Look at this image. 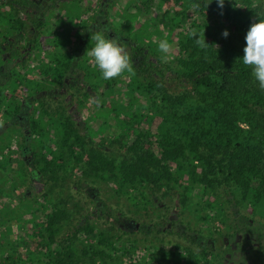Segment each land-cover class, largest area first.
Masks as SVG:
<instances>
[{
	"label": "trees",
	"instance_id": "1",
	"mask_svg": "<svg viewBox=\"0 0 264 264\" xmlns=\"http://www.w3.org/2000/svg\"><path fill=\"white\" fill-rule=\"evenodd\" d=\"M176 2L182 6V12L175 11L168 18L170 32L153 29L149 10L139 5H136V10L143 13L144 23L137 29L129 24L127 28L125 26L129 36L128 40H122L125 48L135 49L133 42L142 38L149 40L146 45L158 46L160 41L168 40L177 32L178 54L174 69L163 64L158 54L153 62L142 58V53L131 59L135 75H129L124 95L132 97L137 93L136 108L112 104L111 108L96 114L99 119L110 116L112 126L118 129L116 133L103 138V123L96 130L86 129L85 123L74 120V113L67 115V109L62 106L54 110L42 108L40 116L30 118V131L17 133L23 140L27 137L31 140L39 134L48 138L56 136L53 144L50 141L42 143L39 153L29 151L30 166L26 165L27 159L24 158V163L20 164V181H26L37 189V194L28 199L34 207L38 205L34 211L24 213L25 205L21 202L26 194L21 189H18L21 194L15 192L16 177L12 176L7 156H1V196L14 198L18 206L13 210L7 207L6 211L0 210V227H12L17 231L28 222L27 217L35 218H31L33 233L30 235L14 234L11 241L0 235V264H83L89 260L83 257L87 251H94L97 255L94 263L88 261L89 264H120L126 256L131 259L133 253L140 249L139 234H124L119 226H108L106 222L110 214L107 210L117 205L112 203L113 198L126 199L129 202L127 206L134 209L127 211L123 204L120 214L124 220L125 217L146 216L144 206L147 203L161 207L177 199L176 203L181 207H189V197L195 196L204 200L208 209L203 221L207 215L213 214L225 230L233 233L232 239L242 232L249 236L255 234L247 214H257L264 220V91L252 76V69L240 60L244 56L245 37L251 24L264 18L263 3L261 0H225L221 9L217 0ZM192 3H198L200 8L191 9ZM130 5L128 2L124 7L129 13ZM156 6L159 8L160 4ZM212 10L218 17L214 25L210 18L204 19L205 13ZM223 21L229 26L226 27ZM81 28H86L84 23H81ZM193 30L197 33L205 30V41L209 47L201 49L195 43L190 36ZM225 30L229 32L227 38L223 36ZM89 35L88 44L90 42L93 47L95 42L91 41L92 34ZM75 53L81 55L79 51ZM62 68L59 67L57 77L50 75L52 81L49 85L55 89L54 82H57L58 89L66 88L61 70L79 73L80 83L88 85L82 96H76L77 104L83 105L84 98L88 97L87 91L99 89L109 82L101 78L96 65L88 66L82 60L72 64L67 62ZM149 74H157L160 80L144 81V76ZM170 84L181 86L183 91L172 92ZM43 90L45 88L41 87L40 91ZM2 99L1 96L0 104H3ZM148 101L152 102L160 122L157 132L154 135L149 133L142 140V131L137 127L131 129L126 118L144 116L147 108L142 103ZM17 104L15 108L18 111ZM62 109L65 110L64 116ZM95 136L101 140L95 142ZM43 170L47 171L46 183L40 184L41 180L34 182L36 177H41ZM61 170L68 176L61 178L59 183L57 172ZM73 178H78L77 182ZM165 178L171 179L165 181ZM64 187L70 190L71 198L61 199L59 192H65ZM77 187L81 190L75 193ZM143 191H148L149 196H145ZM156 201L161 204H156ZM91 206L96 212L88 217L86 212ZM41 207L47 210H40ZM46 212L48 218H55L57 222L47 237L35 232ZM118 218L121 219L120 216ZM118 218H113V222L121 224ZM83 221L88 222L87 228L81 226ZM65 223L67 228H76L71 232L66 228L63 230ZM145 228L147 233L153 230L152 226ZM190 230L200 231L195 227L187 228ZM200 237V234L197 237L186 234L187 240L192 239L203 253L202 258H197L187 252L189 258L196 261L217 254L216 241L227 235L225 237L224 232L213 229L209 232L208 241H200ZM63 242L69 255L67 253L61 258ZM179 247L177 244V249ZM36 248L39 249L37 257H45V262L33 261L32 252ZM250 250L247 253L256 258L255 264H264V244ZM160 252L153 256L155 264H180L185 260L176 252ZM209 263L213 264L211 259Z\"/></svg>",
	"mask_w": 264,
	"mask_h": 264
},
{
	"label": "rangeland",
	"instance_id": "2",
	"mask_svg": "<svg viewBox=\"0 0 264 264\" xmlns=\"http://www.w3.org/2000/svg\"><path fill=\"white\" fill-rule=\"evenodd\" d=\"M94 1L95 0H82L81 6L83 10L86 12L85 15H88V18L82 19L83 21L87 22L86 24L91 23L89 19V15H91L98 7L97 3ZM128 2L129 4L131 3L130 5L131 13H129V11H125L124 9L126 3ZM261 2L263 3V6H264V0H261ZM158 3L160 4L159 8L156 6ZM178 3L176 2V0H110V1H106L104 2V6L108 9V13H107L108 19H107L106 24L109 29V32L113 33L114 38H118V36H120L119 41L121 42V44H124L122 40L129 39L128 33L126 32L127 29H125V26L127 28L129 24L130 27L137 29L142 23H144L143 13H139L136 10V5H139V6L147 7V9L149 10L150 15H151L150 16L151 26L154 27L153 29H158V30H161L167 33L172 30L171 26H169L168 18L172 17L175 11H178L180 13L182 12V6L179 7ZM130 15L132 16L131 21H129ZM207 17L211 19L210 23H213V25L214 23L216 24V22H218V17L216 15L215 10L207 11L205 13L204 19H206ZM195 19H198V17H195ZM223 23L226 27L229 26L227 22L223 21ZM70 26L66 27V29L69 30L70 33L72 34L74 29ZM60 32H61L60 29H58L56 33V35H58L57 37L60 36L59 35ZM82 33L83 35H85L86 32L85 33L82 32ZM157 36L160 37L159 35ZM176 36H177V32H174L173 35H171V37L168 38L169 43L172 44L173 46V51L172 53H170L171 59H165L163 54L158 50V46H154L152 45V43H150L151 45H146L145 43L147 41L149 42V40H146L143 38L138 39L133 42L134 46H136L135 49L126 47V50L128 54L131 56L130 58L132 60L135 59V55L140 56V53H142V56H141L142 58H145V60L148 62H153L154 60H156V55L158 54L163 64H165L170 69H174L176 68L175 56H177L178 54ZM91 48H92V45L90 44V42L89 44L86 43V47L84 48V53L81 54V60L84 63H86V65L88 66L95 65L92 58L86 55V52L90 50ZM125 77L126 78H121V79L117 78L114 80H109V82L103 84L99 89H93V90L87 91L86 95L88 97L87 99L84 98L85 104L84 103L83 105L78 104L77 106L78 114L75 116L74 120L76 119V121H81V123H85L84 127L86 129H93V130H96L98 128V125H101V123H103L104 129H105L103 138H106L108 135H111L114 132L116 133L118 129L115 126H112L113 122L110 120V116H107L104 118L100 117L99 119L96 114L98 112L102 113L104 112V110L111 108L112 104L116 105V107L136 108V105H137L136 97H138L137 93H134L132 97L131 96L128 97L127 95H124L126 86L130 81L129 74H125ZM70 78H72V76L69 77V79ZM158 79H159V76L157 74L155 75L149 74L148 76H144V81L146 82H151L152 80L156 81ZM87 85L84 82H81L80 85L78 86L79 93L67 87L64 88V92L61 94L62 97L60 98L59 101L64 104L66 109H69L71 104L77 103L76 96H80V95L82 96L83 94L82 91L87 88ZM177 86L178 85L172 84L169 89L172 92L173 91L176 92V90L183 91L181 86L179 87ZM26 93L28 92H25L23 88L16 90V95L18 97H25L27 95ZM96 98L99 99V102H100L99 105H97V103L95 102ZM142 104H145L147 108L146 114L140 117L134 116L132 119L126 118V121L130 124L131 129H133L134 127H137L140 129V131H142V134H143L142 140H144L149 135V133L154 135L157 132V126L160 120L158 119L155 112L153 111L154 108H153L151 101H148L147 103H142ZM137 118H139V120H137ZM125 134L126 132L124 133V135ZM11 137L12 138L14 137V138L11 140ZM55 139H56V136H53V135L50 136V138L46 137L45 135L41 136L40 134L34 135L30 143L28 144L29 151L32 153L33 152L39 153L40 145L42 143H46L47 141H50L49 143L53 144ZM93 139L95 142H99V140H101L99 136H95ZM140 142L142 141L140 140ZM23 145H24V140L20 134H17L16 136H11L9 134L0 132V158L2 159L1 156L3 154L6 155L7 158H10L9 169L12 173V176L14 178L16 177L15 178L16 179V182H15L16 191L15 192L20 193L21 191H18V189H21L22 193L29 192V195H26V197H23V202H21L25 205L24 213L28 214L34 211V209L38 207V205L34 207V205L31 204V201H28L30 197L37 194V191H35L36 189H34L33 186H31L28 182L25 181L24 183H22L19 179L20 178L19 175L21 172L20 164L24 163V161H23V158H21L18 153L20 151V148ZM51 147L54 148L53 145ZM43 171L44 172H41L40 184L46 183L44 178L46 177L45 174L47 173V171L46 170H43ZM57 173L59 176L58 178H60L59 183L61 182V178L65 179V177L68 176L67 173L64 172V170L58 171ZM73 179L75 180V182H77L78 180V178H73ZM170 179L171 178H165V181H170ZM74 184L76 185L77 183H74ZM66 188H65V192L63 193L59 192V194L61 195V199H66L70 197L69 195L70 190ZM77 189L78 191H76L75 193L81 190V188L79 187H77ZM107 191L110 192L108 189ZM143 193L145 194V196H149L147 195L149 193L148 191H143ZM54 194L55 192L52 193L53 198H54ZM189 200L191 204L189 207H181L179 204L176 203L177 199H175L170 204L167 202L165 206H161V207H157L151 202V203H147L146 206H144L147 212L146 216L144 217L134 216L133 218H129V217L127 218L124 216L125 219H130V220H133L135 223H138L140 226L141 232L143 234H141L142 239L141 240L140 238L138 239V244H139L140 249L137 252L133 253L132 255L133 257L131 259H129L127 256L124 257L121 260L120 264H151V263L155 264L153 260L154 255L161 253L160 251L162 250L165 252L174 251L172 249V246H170L169 242H166L167 244L164 243L165 236L163 234H167V236L175 240L177 244L185 247L187 245V238H186L187 232L186 231H187V228H189V226L193 228L194 227L195 228L207 227L209 231H213L214 229L215 232L216 231L224 232L225 237L227 235V237L224 238V242H223V247L225 248L224 249L220 248L221 249L220 255H217L218 258L214 257L215 262H213V264H221L222 262L218 261L220 260V258H223L225 260L224 264H254L255 263L254 262V259H256L255 257L247 256V258H245L244 254H246L247 252H250L251 251L250 249L259 247L264 244V220L262 217H260L257 214H254V215L250 214L248 212L247 217L250 221L252 232L255 233L256 235L254 234L252 236H249L245 234L244 232H242V233H239V235L236 234L237 236H235V238L232 239L231 236L233 233L229 232V230H225L223 225L220 224L219 219H215L213 214L207 215L208 217L206 218V221H203V217L206 216L204 214L208 210L205 207L204 200H200V198L195 197V196H192L191 198L189 197ZM114 202L115 204H117L116 207L112 206V207H109L108 210L106 209L110 214L109 219L111 218V215L114 218V220L115 218H118V216H120V218L123 219L122 217L123 215L120 214V212H122L121 208L123 207V204L127 206L129 202H127L126 199H122V198L114 199L113 198L112 203ZM157 203L161 204L160 201H156V204ZM16 206H18V202L14 198L7 199L5 197H2L0 193V210H3V209H5V211L7 209L13 210L14 208H16ZM125 208L127 211H130V210L134 211V209L131 206H127ZM71 209H73V206L71 207ZM40 210L46 211L47 209L44 210L41 207ZM95 212H96L95 208L91 206L86 212V216L89 217ZM47 213L48 212L45 213L42 220H39L38 227L35 230L36 233H39L42 236H46V237L49 234H52L53 227L57 223L55 221V218H51V217L48 218ZM31 218H35V217L33 216L27 217L26 219L28 222L23 224L21 229L17 231L12 227L10 228L4 227V226L0 227V235L1 236L5 235L4 237L7 236L10 241L14 237V234L30 235L31 233H33L31 231L32 230ZM87 223L88 222L83 221L81 223V226H84L87 228L89 225ZM106 223L108 224L109 220ZM66 224L67 223H65V226L63 225V228H64L63 230H65L66 228L67 231L69 230L71 232L74 228H76L73 226H70L67 228ZM147 226H152L153 228V230L150 231V233H147L148 229L145 228ZM8 230H10V233L8 232ZM144 234L145 236L142 237V235ZM63 245L64 246H63V250H62L63 252L61 254V258L66 257L68 253V247L66 246L65 242H63ZM174 252L182 255L184 251L183 250L179 251L178 249H175ZM37 253H39L38 248H36L35 251L32 252L33 261L37 262L39 260V261L45 262V257L39 258L37 257L38 255ZM183 256L185 255H182V257L179 256V258L184 259ZM83 257H85L86 259H89V260H86L83 264H89L88 261H92L94 263V260L97 259V255L94 251L93 252L87 251L86 253H83ZM166 264H171V263L167 262Z\"/></svg>",
	"mask_w": 264,
	"mask_h": 264
},
{
	"label": "flooded vegetation",
	"instance_id": "3",
	"mask_svg": "<svg viewBox=\"0 0 264 264\" xmlns=\"http://www.w3.org/2000/svg\"><path fill=\"white\" fill-rule=\"evenodd\" d=\"M106 1L110 0L94 1L98 7L89 15L91 23L86 24L87 22L82 19L88 18V15H85L86 12L81 6L82 0H0V98L3 97V104H0V132L11 136H16L18 132L25 134L30 131L32 124L29 122L30 118L40 116L42 108L45 110H54L58 106L65 108L64 104L59 101L64 89H58L57 82L54 81V86L57 89L50 87L49 82L52 81L50 75L53 74L57 77L59 67L63 69V64L67 62L72 64L76 60H81L80 54L84 53L89 34L103 31L106 37L113 39L114 35L109 32L106 24L108 19V9L104 6ZM81 23H84L86 28L82 29ZM69 26L74 29L72 34L66 29ZM58 29L61 31L59 37L56 35ZM81 30L86 32L85 35L81 33ZM75 51H79L80 56ZM62 71L66 87L78 92L79 73L75 74L71 71L64 73ZM70 75L72 78L69 79ZM41 87L45 88L42 92L40 91ZM20 88L28 92L25 97L16 95V90ZM16 104L19 107L18 111L15 108ZM77 106V103L71 104L66 111L67 115L74 113L72 117L75 118L78 114ZM62 110L61 114L64 116L65 110ZM13 138L11 137V140ZM30 141L27 137L18 153L21 158L27 159V166L31 164L28 147ZM8 162L10 163V158H8ZM40 179L41 177H36L34 182ZM33 188L35 189V186ZM25 194L29 195V192ZM108 220V226H119L124 234H139L137 238L142 239L140 234L143 233L140 226L133 220L119 219L122 221L121 224L114 223L112 218H108ZM189 228L193 227L189 226ZM198 229L200 231L192 232L190 230L186 231V234L195 237L200 234V241H208L209 229L207 227ZM166 242L170 243L174 251L177 249L176 241L167 235L164 243ZM223 242L224 238L216 241L217 254L212 255L211 258L208 256L196 261L189 258L187 252L190 251L197 258H202L201 248L196 246V243L193 244L192 239L187 240L185 247L188 249L179 245L178 250H183L184 252L181 254L185 255L184 262L182 261L183 263L180 264H211L209 263L210 259L212 263L215 262L214 257L220 255V248H225ZM192 254L191 256H193ZM244 256L247 258L249 254L246 253ZM218 261H221L222 264L225 263L223 258Z\"/></svg>",
	"mask_w": 264,
	"mask_h": 264
},
{
	"label": "clouds",
	"instance_id": "4",
	"mask_svg": "<svg viewBox=\"0 0 264 264\" xmlns=\"http://www.w3.org/2000/svg\"><path fill=\"white\" fill-rule=\"evenodd\" d=\"M217 3L221 9L224 8L225 0H217ZM190 8L198 10L200 5L192 3ZM190 36L195 39V43L201 49L209 47L205 41V30L199 33L193 30ZM223 36L227 38L229 32L225 30ZM245 39L247 46L244 48V56L240 61L244 66L252 69V76L258 82L259 88L264 91V18H260L258 22L251 24ZM91 41L95 42L94 46L86 52V55L92 58L101 73L102 79L126 78V73L135 75L130 55L118 38L109 39L103 31H96L91 35ZM158 50L165 59H171L170 53L173 51V46L168 40L160 41ZM95 102L97 105L100 103L98 98Z\"/></svg>",
	"mask_w": 264,
	"mask_h": 264
}]
</instances>
